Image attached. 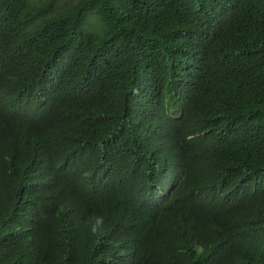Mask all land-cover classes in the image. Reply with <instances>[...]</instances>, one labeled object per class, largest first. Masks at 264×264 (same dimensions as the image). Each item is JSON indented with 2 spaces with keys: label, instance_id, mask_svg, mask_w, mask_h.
<instances>
[{
  "label": "trees",
  "instance_id": "trees-1",
  "mask_svg": "<svg viewBox=\"0 0 264 264\" xmlns=\"http://www.w3.org/2000/svg\"><path fill=\"white\" fill-rule=\"evenodd\" d=\"M0 264H264V0H0Z\"/></svg>",
  "mask_w": 264,
  "mask_h": 264
}]
</instances>
